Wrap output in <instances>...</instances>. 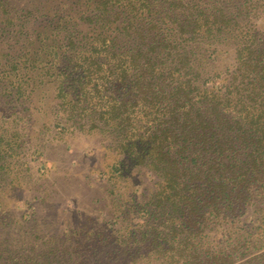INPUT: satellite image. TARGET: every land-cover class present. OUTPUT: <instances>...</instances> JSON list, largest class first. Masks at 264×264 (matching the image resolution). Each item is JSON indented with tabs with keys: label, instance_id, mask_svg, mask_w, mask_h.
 Returning <instances> with one entry per match:
<instances>
[{
	"label": "trees",
	"instance_id": "1",
	"mask_svg": "<svg viewBox=\"0 0 264 264\" xmlns=\"http://www.w3.org/2000/svg\"><path fill=\"white\" fill-rule=\"evenodd\" d=\"M28 1L0 0V120L52 89L57 140L102 137L109 203L50 234L0 198V264H264V0Z\"/></svg>",
	"mask_w": 264,
	"mask_h": 264
},
{
	"label": "rangeland",
	"instance_id": "2",
	"mask_svg": "<svg viewBox=\"0 0 264 264\" xmlns=\"http://www.w3.org/2000/svg\"><path fill=\"white\" fill-rule=\"evenodd\" d=\"M54 104L53 90L40 89L27 104L28 119L14 116L15 119L0 120V133L26 136V147L20 150L17 164L12 166L15 173L21 174V183L13 188L7 185L0 194L5 210L7 213L8 208L27 210L23 201H32L40 221L34 228L50 234L57 231L56 221L59 226L64 223L76 227L88 218L101 219L109 203L105 185L96 173L109 161V157L105 158L102 137L76 134L57 140L53 132Z\"/></svg>",
	"mask_w": 264,
	"mask_h": 264
}]
</instances>
